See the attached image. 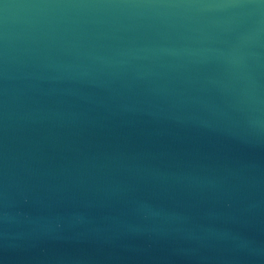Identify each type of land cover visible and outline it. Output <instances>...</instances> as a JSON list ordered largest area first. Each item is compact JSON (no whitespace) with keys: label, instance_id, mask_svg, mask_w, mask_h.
<instances>
[{"label":"water","instance_id":"obj_1","mask_svg":"<svg viewBox=\"0 0 264 264\" xmlns=\"http://www.w3.org/2000/svg\"><path fill=\"white\" fill-rule=\"evenodd\" d=\"M0 264H264V0H0Z\"/></svg>","mask_w":264,"mask_h":264}]
</instances>
